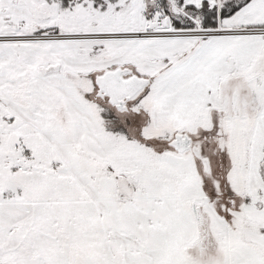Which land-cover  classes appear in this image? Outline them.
<instances>
[{
    "label": "snow or ice",
    "instance_id": "6c2138e0",
    "mask_svg": "<svg viewBox=\"0 0 264 264\" xmlns=\"http://www.w3.org/2000/svg\"><path fill=\"white\" fill-rule=\"evenodd\" d=\"M0 264H264V0H0Z\"/></svg>",
    "mask_w": 264,
    "mask_h": 264
}]
</instances>
